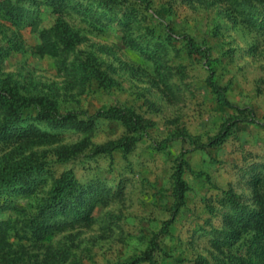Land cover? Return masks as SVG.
<instances>
[{"label": "rangeland", "instance_id": "obj_1", "mask_svg": "<svg viewBox=\"0 0 264 264\" xmlns=\"http://www.w3.org/2000/svg\"><path fill=\"white\" fill-rule=\"evenodd\" d=\"M73 1L91 12L57 13L42 5L21 25L0 12V78L26 97L56 101L62 116L92 123L51 128L32 108L13 126L26 137L0 140V167L23 159L40 167L0 190L7 231L0 264H150L142 260L147 255L158 264H194L198 257L235 264L245 255L244 241L230 250L217 245L231 227L225 195L264 210V27L244 20L253 14L264 20V0H128L116 7ZM59 19L80 43L68 54H38L39 34ZM88 57L113 81L110 89L83 85L69 71ZM211 73L233 108L216 101L207 83ZM109 109L132 112L138 131L94 118ZM229 121L235 123L230 138L204 148ZM179 158L188 166L189 190L165 230ZM65 172L78 184L67 205L86 217L39 218L42 227L33 231L32 221Z\"/></svg>", "mask_w": 264, "mask_h": 264}, {"label": "trees", "instance_id": "obj_2", "mask_svg": "<svg viewBox=\"0 0 264 264\" xmlns=\"http://www.w3.org/2000/svg\"><path fill=\"white\" fill-rule=\"evenodd\" d=\"M247 1V0H243ZM128 0H102L99 5H108L110 7L120 6L127 3ZM27 5V6H26ZM50 6L61 13L66 9H71L78 13H90V6L79 5L73 0H0V12H3L14 24L21 25L27 14H36L39 8ZM27 7V8H26ZM80 7V9L78 8ZM251 27H264V20L259 17L249 15L245 17ZM40 44L36 46V51L40 55L55 56L58 52L68 54L72 52L75 46L80 43V36L74 32L68 24L58 20L55 26L50 30H43L39 34ZM188 48L193 53H200L195 44L188 43ZM74 77L79 79L83 85L95 82L100 88L110 89L113 81L102 71L99 64L93 57H88L86 61H81L73 65L70 70ZM207 83L216 97V101L223 107L233 108V105L227 100L225 90L214 81V75L211 73ZM35 109L38 112L37 119L43 121L51 128L58 129H86L92 126V123L86 124L75 122L72 116H62L58 112L56 101L47 97H26L21 94L19 89L12 85L8 79L0 78V140L11 142L13 140L26 137L24 131L14 129V125L22 121L24 112L29 109ZM94 118L105 120L121 121L129 132H137L139 119L130 111H120L118 109H109L99 111ZM236 122V121H235ZM234 121L224 123L218 134L210 139L204 145V148H215L222 146L232 135ZM202 148V147H201ZM39 166L30 159H23L14 162H5L0 167V190L9 186H15L23 179L39 171ZM188 169L186 162L179 158L171 175L172 180V217L165 222V230L175 219L178 211L184 206L185 195L189 190L183 175ZM78 192V184L71 172L63 173L53 184L48 193L47 199L41 205L39 214L32 221V229L36 231L41 229L43 221H47L51 216L57 214H76V218H83L86 215L83 212H76L67 205L68 199ZM226 199L222 205L229 204L230 214L226 215L227 225L230 224L229 231L224 233V240H218L219 247H225L230 250L236 242L242 239L246 245V251L243 258L235 261V264H264V210H249L237 202L235 195L227 193ZM50 215V217H48ZM6 223H0V243L4 242L6 236ZM142 260H147L150 264H158L150 255ZM138 261L133 262L136 264ZM194 264H210L204 257H198ZM225 264V263H219Z\"/></svg>", "mask_w": 264, "mask_h": 264}]
</instances>
